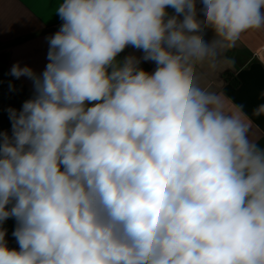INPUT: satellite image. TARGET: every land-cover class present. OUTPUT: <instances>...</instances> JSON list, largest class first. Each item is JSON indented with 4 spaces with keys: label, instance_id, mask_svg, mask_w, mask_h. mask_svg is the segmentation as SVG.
Segmentation results:
<instances>
[{
    "label": "clouds",
    "instance_id": "1",
    "mask_svg": "<svg viewBox=\"0 0 264 264\" xmlns=\"http://www.w3.org/2000/svg\"><path fill=\"white\" fill-rule=\"evenodd\" d=\"M56 14L44 70L10 69L34 94L0 132V264H264V147L242 105L195 84L197 64L264 28V0ZM129 46L143 55L120 59Z\"/></svg>",
    "mask_w": 264,
    "mask_h": 264
},
{
    "label": "crops",
    "instance_id": "2",
    "mask_svg": "<svg viewBox=\"0 0 264 264\" xmlns=\"http://www.w3.org/2000/svg\"><path fill=\"white\" fill-rule=\"evenodd\" d=\"M61 0H0V132L11 134L9 108L20 110L24 101L32 98L33 84L27 77L10 75L11 67L19 63L35 72L44 70L50 35L56 33L63 21L56 14ZM172 14L173 10L168 9ZM211 36V34H209ZM128 55L140 57L143 52L127 47L120 59ZM148 72L155 70L152 61L142 62ZM227 76L236 78L240 85L233 88ZM195 84L203 90L222 94L225 105L231 109L242 105L251 122L250 139L264 147V28L248 30L227 47L215 60H206L195 66ZM6 240L10 249L19 245L12 235L16 221L8 219Z\"/></svg>",
    "mask_w": 264,
    "mask_h": 264
},
{
    "label": "trees",
    "instance_id": "3",
    "mask_svg": "<svg viewBox=\"0 0 264 264\" xmlns=\"http://www.w3.org/2000/svg\"><path fill=\"white\" fill-rule=\"evenodd\" d=\"M141 67H142L143 69H145L146 71L148 70V67H147V66H143V65H141ZM226 79L228 80V82L230 83V85H231L233 88H237V87H239L240 83H239V81H238L236 78H234V77H232V76H227Z\"/></svg>",
    "mask_w": 264,
    "mask_h": 264
}]
</instances>
